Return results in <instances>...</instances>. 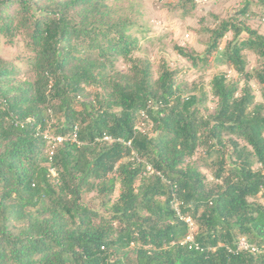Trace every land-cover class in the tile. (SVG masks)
I'll return each mask as SVG.
<instances>
[{"label":"trees","instance_id":"trees-1","mask_svg":"<svg viewBox=\"0 0 264 264\" xmlns=\"http://www.w3.org/2000/svg\"><path fill=\"white\" fill-rule=\"evenodd\" d=\"M121 9L108 0H0V39H25L35 73L19 82L0 59V264H264V101L225 74L210 91H186L169 69L155 78L149 61L112 72L138 47ZM230 32L222 57L264 85V34L247 23L212 31L206 54ZM246 50L260 69H246ZM200 147L207 164L222 157L214 188L187 163ZM183 218L197 228L193 242ZM243 238L258 252L239 250Z\"/></svg>","mask_w":264,"mask_h":264},{"label":"rangeland","instance_id":"rangeland-1","mask_svg":"<svg viewBox=\"0 0 264 264\" xmlns=\"http://www.w3.org/2000/svg\"><path fill=\"white\" fill-rule=\"evenodd\" d=\"M108 2L120 6L122 13L132 18L133 25L128 34L138 40V47L131 56L128 59L118 58L111 68L112 72L126 73L135 62L149 61L155 78L165 69H169L176 73V84L186 91H190L193 87H204L210 91L214 76L225 74L229 81L239 83L241 90L246 85L250 86L255 104L263 103L264 85L255 78L246 82L221 55L227 44L234 40L232 32L220 41L219 49L211 55L208 56L206 50L211 40V32L219 29L229 20L243 21L252 29L264 34V0H108ZM243 8H246L245 13L242 12ZM242 36L244 38L247 35ZM176 46L184 48L196 57V62L193 63L181 56L175 49ZM243 54L248 71L261 68V61L254 52L246 50ZM32 56L25 39L19 37L14 44L8 43L5 38L0 39V59L11 63L17 69L16 79L19 82L34 79V70L29 65ZM210 99L209 106L212 112L216 105L214 99L212 97ZM138 123L142 131L150 133L151 136L155 135L152 132L153 126L146 119L142 118ZM54 124L56 123L52 121L46 130L51 150H54L57 141L52 127ZM225 142V145L228 144V137ZM241 144L246 145L244 142ZM206 152V148L200 147L187 163L196 165L200 169L206 177L207 188H214L221 183L217 181L215 174L221 168L222 157L219 158L214 154L208 159L211 163L207 164ZM226 156L224 166L229 170L230 153L227 152ZM259 167L261 165H254V168ZM119 193L120 185H117L114 200L118 198ZM86 199L91 206H98L101 202L95 193L88 194ZM196 230L192 222L190 235L193 236Z\"/></svg>","mask_w":264,"mask_h":264},{"label":"built area","instance_id":"built-area-1","mask_svg":"<svg viewBox=\"0 0 264 264\" xmlns=\"http://www.w3.org/2000/svg\"><path fill=\"white\" fill-rule=\"evenodd\" d=\"M106 140L110 141V138H106ZM187 223H189L190 226H192V221L190 218H183ZM193 242V236L192 235H188L186 237L185 242ZM239 250H252L253 252H258V249L256 247H253L251 245L248 244V242L243 239L240 241V246H239Z\"/></svg>","mask_w":264,"mask_h":264}]
</instances>
